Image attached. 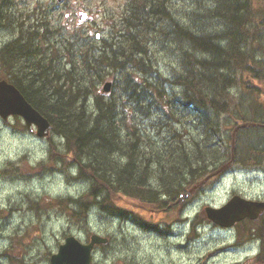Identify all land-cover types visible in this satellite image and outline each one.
<instances>
[{
    "label": "rangeland",
    "instance_id": "obj_1",
    "mask_svg": "<svg viewBox=\"0 0 264 264\" xmlns=\"http://www.w3.org/2000/svg\"><path fill=\"white\" fill-rule=\"evenodd\" d=\"M7 2L14 12V15L9 12L11 20L15 17L19 18L25 27L22 28L24 32H21V35L26 33L32 35L31 43L32 39L34 43L35 40L41 41V38L39 34H34L32 31L34 28L28 26L40 27L41 24L48 23L46 27L39 28L40 32L43 29L50 30L49 39L44 45V52L40 51V56L43 64H49L48 60H45L47 55L45 47H47L48 57L54 58L50 60V67L56 71L65 67L66 45H71L73 42V46L98 49L101 47L100 41L111 35L113 26L111 23L115 22L113 27L118 26V23L128 16V13L125 14L128 0H8ZM2 3L3 1L0 0V4ZM167 3L171 16H175V20L181 23L189 22L185 17L186 14L196 9L194 0H167ZM79 12L87 16L82 23H78ZM8 29V26L5 29L0 28V46L14 37L13 32ZM179 48L174 42H168L164 46L151 43L147 57L150 70L153 69L158 74L133 75L138 85L150 83L157 86L158 91L162 93L161 97L158 91L150 87L145 92V86L140 92L141 96L133 93L132 97H127L121 88L125 84L121 82L120 74L104 72L105 81L112 83L107 95L119 96L127 102H133L139 108L133 113H124L125 121L130 124L135 123L138 130L152 138V142L161 140L164 145H174L175 149L182 144L192 143V140L202 145L205 143L200 134L201 129L195 127L198 122L197 114L195 115L190 108L183 107V101L177 99H180L178 96L180 89L175 84V78L181 69L178 59ZM73 55L78 58L79 48L73 50ZM37 66L39 67V64ZM0 78L4 76L0 75ZM104 82L99 84L98 88H101ZM133 84L134 81L130 83L129 92H132ZM170 108L178 110L176 114L178 121L169 119ZM221 119L225 120V116H221ZM21 124L23 123L15 117L8 118L7 121L0 119V203L4 195L12 197L16 191H23L21 189L26 188L29 196L26 201L34 211L26 218L10 217L7 221L4 220L6 214L0 211V234L16 228V231L11 233L10 239L0 241V254L4 250L10 252L11 245L13 249H16L15 246H19L20 250L23 249L19 253L11 251L10 256L13 261L0 258V264H50L49 259L57 253L65 237L72 235L86 243L93 233L107 237L109 243L95 248L92 264H261L260 262L264 264V258L262 261L254 258L258 251L255 242L250 241L244 245L242 242L245 241V235L238 239L239 230L243 233L241 228L244 225H240L239 230L236 226L220 228L207 221L203 213L205 207H221L235 195L249 201H264V166H229L222 170L223 176L219 175L221 177L211 184L210 180L207 181L201 192L186 199L183 197V202L178 204H176L178 196L176 198L157 196L159 202L149 204L119 194L112 202L125 213V216L119 217L116 214L122 213L120 211L109 213L99 206L92 205V202L82 208L74 202L89 190L88 182L86 179L74 178L77 170L68 166L70 163L68 160H65L66 164L59 168L58 157L55 158L57 149L53 154L55 163H49L50 167L46 171L39 172V165L30 167L29 171L22 169L23 167L17 162L22 155L31 160L36 159L41 164L49 159L50 149L47 148L45 141L40 142L31 135L21 133ZM173 131H176L174 139ZM58 136L52 134L51 143L55 148L65 147ZM217 137H208V140L215 141ZM219 152V163L222 161L220 164L222 165L223 151ZM71 158L70 160H73V156ZM32 162L36 164V161ZM8 163L15 168L7 166ZM21 173L24 178L19 177ZM29 173L33 176L29 177L32 180H27ZM80 209L86 211L85 217L79 215ZM183 221L186 222L182 223ZM261 222L262 219H258L253 221V224L245 223V225L248 230L259 226ZM191 223L196 224L194 231H189ZM16 239L18 240L15 245ZM27 239L28 245L25 243Z\"/></svg>",
    "mask_w": 264,
    "mask_h": 264
},
{
    "label": "trees",
    "instance_id": "obj_2",
    "mask_svg": "<svg viewBox=\"0 0 264 264\" xmlns=\"http://www.w3.org/2000/svg\"><path fill=\"white\" fill-rule=\"evenodd\" d=\"M2 1L0 24L6 27L12 23L9 12H14L8 0ZM194 1L196 9L186 14L192 24L186 36L188 43L195 46L198 38L195 33L196 25L203 12L211 9L218 13V18L224 16L223 12L230 14L234 23L244 22L250 25L252 30L243 26L244 36L240 40L220 46V50L227 49L223 51L222 57L216 54L219 46L211 48L205 45L204 49L195 47L193 51L188 52L183 49L184 43H179L178 59L181 69L175 78V84L181 92L180 99H177L183 101L182 106L185 108L188 104L192 105L191 109L197 114L198 120L195 127L201 129L200 134L205 142L202 145L192 140L188 145L182 144L179 153H174L175 148H164L162 151L158 148L146 150L145 145L153 142L144 141L142 132L136 127H132L130 131L123 128L120 114L108 119L99 110L93 109L90 112L87 107L82 109L81 103L74 100L76 92L99 86L98 81L101 80V72L104 70L121 71L126 67L141 69L142 58L132 61L136 59V53L139 54L135 48L141 52L143 41L148 40L146 38L152 34L157 24L177 25V20L163 21V17L170 19L167 0H128L125 12L135 6H141L142 9L138 10L136 15L130 14L118 23V26L128 30L126 36L121 39L123 41L114 36L111 40L113 49H107L103 44V49L73 46V42L66 45L67 62L62 73H50L51 69L43 64L40 58L31 55V52L37 51L38 48L33 39L30 43L29 33L25 34V39L20 36V31L15 40L0 50L1 68L7 72L8 80L21 91L26 100L32 102L25 95L29 86H33L30 89L40 91L42 96L48 99L49 109L40 113L48 118L55 133L58 134L55 124L68 122V125L60 128L61 133L58 135L64 138L67 152L78 165L79 178L91 179L96 185L102 186L101 193L92 189L84 193L79 202L82 208L93 202L91 204L98 205L102 210L117 213L122 209L112 202L119 194L155 204L159 202V192L160 198H176L186 189L192 194L198 193L211 177L221 175L222 170L229 166L264 165V150L255 148V145L264 139V114L245 116L240 109L243 104H249L264 110V0H217V5L213 7L211 2L214 0ZM222 2L229 5L225 11L220 9ZM245 12L249 17L243 16ZM146 18L148 21L143 24ZM150 21H153L151 26ZM132 29L135 30L131 32ZM140 29L141 33L138 32ZM77 48L78 58L73 55V50ZM120 54H124L125 58L120 59ZM109 59L110 64L107 62ZM227 71L231 73L227 75ZM149 72L150 69L142 70L145 75ZM121 75V82L125 84L121 87L122 91L127 97H132L135 92L133 88L132 92H129L130 83L135 80ZM143 86L158 91V88L150 83ZM64 103L67 104L66 111L61 109ZM172 116L174 117V113ZM221 116H225V120H222ZM181 125L184 126L182 123ZM237 131L246 133L248 146L239 148L235 141H232V133ZM175 134L176 131H173V138ZM210 135L218 137L215 141H209ZM219 151H223L222 165V161L219 163ZM113 154L119 156L112 159ZM139 161L144 164L151 163L149 169L165 176L160 185L148 180V170H144L146 166L133 167ZM205 179L207 180L204 181ZM240 225L243 226L244 222L237 225V230ZM241 229L245 231L244 226ZM243 233L239 230L238 239H241ZM247 233L258 235L264 247V220L256 228H250ZM263 258L264 255L260 254L257 260L262 261Z\"/></svg>",
    "mask_w": 264,
    "mask_h": 264
},
{
    "label": "bare ground",
    "instance_id": "obj_3",
    "mask_svg": "<svg viewBox=\"0 0 264 264\" xmlns=\"http://www.w3.org/2000/svg\"><path fill=\"white\" fill-rule=\"evenodd\" d=\"M217 2H218L217 0H214V2L212 1L211 6L213 7L214 5H217ZM203 3L208 5V3H206V2H203ZM228 6L229 5L227 2H222L220 4V9L225 11V9H228ZM140 9H142L141 6H135V7H132L129 11H126L125 14L128 13V16L130 14L136 15V12ZM223 15L224 16L222 18H218V13H214V11L212 9H211V11H204L203 12V15L201 16L200 20L198 21V23L196 25V32L195 33H197L196 36L198 38L195 41V46L192 45V43H188V38L186 37L187 34L191 30V26H192L191 22L181 23V22L177 21L176 26H168V23L166 25L164 23L157 24L155 26L154 30L152 31V34L146 38L148 40H145V41L141 40V41H143L141 52L139 51L138 48H135L138 50L139 54L136 53V56H135L136 59H133L132 61L135 62L139 58L140 59L142 58L141 69H137V68L130 69V68L126 67L125 69H123V68L121 69L122 72L121 71H112L111 69H109L111 71L108 70L107 72H109V73L110 72H116V73H119L120 76H122L121 74H123L125 77H127L131 80L133 78V75H135L137 73H142V70L148 69V71H149L150 64H149V58L147 57L148 54L146 53V51H149L151 43H153V44L157 43L159 45L164 46L168 42H174L177 45H180L179 43L182 42V43H184V44H182L183 49L187 50L188 52L193 51L195 49V47L199 48V49H204L205 45H207L211 48L219 46L218 49H216L217 50L216 54L218 56L221 55V57H222L223 51H226L227 49L220 50V46H223V45L226 46L230 42L240 40V38H242V36H244L243 35L244 34L243 33V26H245L247 29L250 28V25L245 24L244 22H243V24L242 23L241 24L240 23H234L232 20L233 17L230 14L223 12ZM0 16H1V14H0ZM243 16L249 17L246 12L243 14ZM185 17H186V19H188V21H190L189 17H187V16H185ZM169 18L170 19L163 17V19H164L163 21L168 22L169 20H175V16H171V13H170ZM18 19H19L18 17H15L14 19H12V21L14 22V25L16 23L20 22ZM147 21L148 20H145V22L143 24H146ZM111 24H113V26H114L115 22L111 23ZM152 24H153V21H150V26ZM113 26L111 27L113 30H111V35L109 36V38H104L100 41L102 49L104 48L102 46V44L107 49H109V48L113 49V45L111 43V40H113L114 36H116L117 40H121L123 38V36H126V33L128 32V30L123 28L122 26H118V27H113ZM28 27L35 29V27H33L31 25H29ZM134 30L135 29H132L131 32H133ZM249 30H252V29L250 28ZM138 32L141 33V29ZM107 39H110V40H107ZM220 40H221V42H220ZM121 41H123V40H121ZM86 43H90V42H86ZM144 53H146V54H144ZM141 55H142V57H141ZM39 58H40V60H42L41 57H39ZM119 58L124 59L125 58L124 54H120ZM53 59L54 58L48 57L47 60H48L49 64H46L52 71L55 70L53 67L52 68L50 67V60H53ZM107 62H108V64H110L111 59H109ZM104 72L105 71L101 72V80L98 81V84H101L102 82L105 81L106 76H105ZM153 73L156 74L157 71H153V69H152L151 72L146 73V75L147 74H153ZM230 73H231L230 71L226 72L227 75ZM105 82H108V81H105ZM133 85H134L133 90L136 94H139L144 89L143 86L138 85L135 81H134ZM31 87H33V86H29L25 91V95L28 98H30V100L32 101V102L28 101L29 104L38 112L48 110L49 109L48 99L43 97L42 93H40V91H35L33 89H30ZM97 87L98 86H94V87H91L89 90L83 89V90L76 92V94L74 96V100L76 102L81 103L82 109H85V107H87V110L90 112L93 109L99 110V111L103 112L105 114V117L108 119H111L113 117V115L120 114L119 117H120V119L123 120V122H122L123 128H125L126 130L130 131L132 127L137 128L135 123L132 122L133 123V125H132V123L130 124V123L125 121L124 113H133V112L139 110V108H137L133 102H129V101L127 102L119 96H115L114 94L113 95H110V94L107 95V93L109 91L103 90L102 88H97ZM154 87L157 89V86H154ZM145 89L146 90H144V91L147 92V88H145ZM180 92L178 94L179 97H180ZM161 94L162 93L159 94V97H161ZM66 105L67 104H65V103L62 104L61 109L66 111V108H65ZM191 107H192V105H190V104H188L186 106V108H190V109H191ZM143 109H144V107H143ZM240 109H241V112L245 116H252V115L260 116V115L264 114L263 113L264 110H261L262 108L254 107V106H251L249 104H243ZM173 113H174V117L172 116ZM177 113H178V110H173V108H170L169 109V119H172V121L175 120ZM253 118H255V117H253ZM58 124L59 123L55 124L54 126H55L56 131L59 134V133H61V131H59L60 128H64L66 125H68V122H66V121L61 122L59 124V127H58ZM137 130H138V128H137ZM138 131H140V130H138ZM142 134H143V138L145 139L144 141L152 142V138L148 137L144 132H142ZM218 135H219V133H218ZM245 135H246V133L242 132V131H240V132L237 131V132L232 133V141H235V145L237 147L242 148V147L248 146V142H246V140H245ZM209 137H211V135ZM263 141H264V139L261 140L259 143H257L255 145V148L260 149V150H264ZM45 143L48 145L47 148L50 149V152L52 154H55L56 153L55 151L57 149V154L55 155V158L58 157L57 162L59 163L58 164L59 168L63 167L66 164V161L68 160V158H66V155L69 156V153L67 152L66 145H65V147L64 146H57L55 148L54 144L51 143V141H47ZM145 146H146V150L155 149V148H158L160 151H162L164 148H166L167 150L168 149H174V145H172V144L164 145L161 140H160V142H153V144H146ZM179 152H180L179 148H177L174 151V153H179ZM112 153H114V152H112ZM115 156H119V155L118 154L111 155L112 159H114ZM173 156H177V155L173 154ZM33 161L37 162L38 160L34 159ZM146 161H147V159H146ZM146 163L147 164H144L142 161H139L137 164L133 165V167L137 168V167H140L141 165L146 166L147 168H145L144 170H148V172H146V177L148 178V180L149 181H155V184L160 185L162 183V180L165 179V176L162 173L155 172V171H152L151 169H149L148 167L151 165V163H149V162H146ZM222 176H223V174H222ZM219 177H221V176L215 175L214 177H211L210 178V184L212 181H214L215 179H218ZM30 179L31 178H27V180H30ZM206 180L207 179H205L204 181H206ZM87 182H88V187L90 190L92 189L98 193L102 192V189H101L102 186L100 187V186L96 185V183L91 179H87ZM187 183H190V182L187 181ZM15 194L12 197H10L11 195L9 196L6 194L1 199L0 208H1V210H3L6 213V217L4 219L5 221H7L10 217L12 218V217L20 216L21 218L22 217L26 218L30 214L33 213V212L32 213L30 212V205L28 208L25 205L26 198L27 199L29 198L27 192L25 190L16 191ZM159 196H160V192H159ZM34 215H36V214L34 213ZM34 218L37 219L38 217H34ZM205 218L210 223H213L207 218L206 215H205ZM245 223H247V222L244 221V228L247 227L245 225ZM167 228L169 229V227H167ZM15 231H16V228H11L10 231L4 232L5 234L9 235V237L5 234H0V241L4 242L7 239H10V237L12 236L11 233H13ZM11 250H12V248H9L10 252H11ZM10 252H5V250H4L2 252V254H0V258L6 260V255H9Z\"/></svg>",
    "mask_w": 264,
    "mask_h": 264
},
{
    "label": "water",
    "instance_id": "obj_4",
    "mask_svg": "<svg viewBox=\"0 0 264 264\" xmlns=\"http://www.w3.org/2000/svg\"><path fill=\"white\" fill-rule=\"evenodd\" d=\"M84 19L85 15L80 13L78 22ZM109 87L110 83H106L103 90L108 91ZM8 115L22 116L29 128L31 124H34L39 137H44L48 133L49 124L47 120L33 110L14 87L2 81L0 82V116L5 119ZM204 211L211 222L228 228L244 219H256L264 212V202L247 201L234 196L224 206L220 208L206 207ZM106 241V239L93 235L89 244L82 245L73 237H68L64 245L59 247L58 253L51 257V264H90V253L93 246Z\"/></svg>",
    "mask_w": 264,
    "mask_h": 264
},
{
    "label": "flooded vegetation",
    "instance_id": "obj_5",
    "mask_svg": "<svg viewBox=\"0 0 264 264\" xmlns=\"http://www.w3.org/2000/svg\"><path fill=\"white\" fill-rule=\"evenodd\" d=\"M49 141V140H46V142Z\"/></svg>",
    "mask_w": 264,
    "mask_h": 264
}]
</instances>
